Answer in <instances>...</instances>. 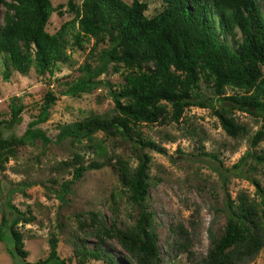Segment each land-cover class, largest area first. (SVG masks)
<instances>
[{
	"label": "trees",
	"instance_id": "trees-1",
	"mask_svg": "<svg viewBox=\"0 0 264 264\" xmlns=\"http://www.w3.org/2000/svg\"><path fill=\"white\" fill-rule=\"evenodd\" d=\"M67 8L75 11L77 0H67ZM163 7L147 15L146 0H80L78 28L72 40L66 31L49 32L46 23L52 11L61 12V4L51 0H0V55L4 79L11 69L26 73L35 64L42 72L69 59L67 46L82 45L94 37L78 73L57 78L56 91L77 95L106 86L113 101L110 110L94 112L81 119L59 125L55 140L69 138L93 149L106 160L108 148L97 131L117 135L128 143L133 154L115 155L111 163L120 182L112 195L123 200L127 213L119 220V212L106 216L90 212L87 224L96 240L92 247L84 242L75 245L80 259L101 258L108 264H159L162 256L154 211L148 203L150 154L143 149L165 151V147L141 132L142 123L179 120L185 107L195 104L210 107L224 131L233 137L247 136L248 149L233 164L238 173L250 157L264 163V147L255 146L264 137V0H163ZM3 6V10H1ZM240 38L231 44L227 36ZM121 70L124 83L112 87L102 73ZM208 91L204 92L200 82ZM226 86L234 88L227 93ZM56 92L44 95L39 115L28 123L22 135L3 136L0 128V169L17 147L29 138L44 142L52 139L33 125L48 117V109ZM23 104H12L11 119L18 120ZM236 110L246 111L260 122L252 133L248 124L239 120ZM2 120H0V124ZM131 155L136 162L132 164ZM107 161H112L108 155ZM105 161L92 160L87 165L73 166L72 179L86 168L100 167ZM254 167L248 163L247 168ZM255 184V195L240 190L235 197L225 191L222 203L224 223L219 230H208L209 244L199 264H249L264 246V186L254 176L245 174ZM71 180L59 182L58 195L65 200ZM4 212L0 220V240L8 251L24 258L27 250L15 225L19 219L30 220L32 214L16 210ZM182 243L190 252L189 232L179 226ZM115 237L125 251L120 262L104 245L106 237ZM45 257L23 264H72L58 251V240L49 236Z\"/></svg>",
	"mask_w": 264,
	"mask_h": 264
},
{
	"label": "rangeland",
	"instance_id": "rangeland-1",
	"mask_svg": "<svg viewBox=\"0 0 264 264\" xmlns=\"http://www.w3.org/2000/svg\"><path fill=\"white\" fill-rule=\"evenodd\" d=\"M66 1L51 0L53 5L61 4V12L52 11L46 29L49 32L65 30L71 41L73 31L78 28L80 0H77L75 11L68 10ZM146 1L147 15L158 12L164 5L163 0ZM3 8L1 6V10ZM240 35L236 30L234 36L228 35L226 39L235 44ZM93 41L94 37H90L85 38L82 45H68L69 59L59 62L52 72H42L33 64L26 73L11 69L9 79L2 76L4 66L0 55V128L3 136L22 135L28 123L39 115L47 91L52 90L57 95L48 109V117L33 125L52 140L44 142L29 138L0 169V220L3 212L10 215L12 205L20 213L33 215L30 220L19 219L15 225L27 255L15 257L8 251L7 243L0 240V264H23L45 257L52 234L58 240L59 254L72 264H108L101 258L80 259L74 247L82 242L92 247L96 240L87 224L90 212H101L109 217L118 211L120 221L128 217L121 197H117V207L112 202V195L121 185L111 163L115 162L117 154H133L130 145L117 135L97 131L95 135L109 150L108 155L112 158L109 162L108 155L106 160L97 157L84 143L72 142L69 138L55 140L61 123L113 107L106 86L77 95L56 91L57 78L78 73L77 66L84 60ZM99 77L107 79L115 88L124 83L121 70L102 73ZM200 84L207 92L205 82ZM225 91L230 93L234 88L226 86ZM13 103L23 104L18 120L11 119ZM235 112L239 120L248 124L251 133L258 128L260 122L253 115L241 110ZM138 128L144 136L165 147V151L143 149L150 154L148 203L154 211L158 231L162 256L159 264H199L209 244V228L219 230L224 223L221 207L225 191L232 197L240 190L255 195V184L245 174L258 178L264 186V163H255L248 157L242 166L244 174L238 173L233 164L246 150H252L248 138L228 135L207 106L192 104L183 109L177 121L144 122ZM263 147L264 137L255 148L261 150ZM92 160L105 162L100 167L86 168L79 177L72 179L73 166L87 165ZM130 161L135 164L133 155ZM248 163L254 167L247 168ZM66 179L72 181L64 200L58 192L59 182ZM16 210L13 213L19 214ZM179 226L189 232L187 245L190 252L178 244L184 243ZM104 245L120 262H127L123 258L125 251L115 237L107 236ZM249 264H264V246Z\"/></svg>",
	"mask_w": 264,
	"mask_h": 264
}]
</instances>
